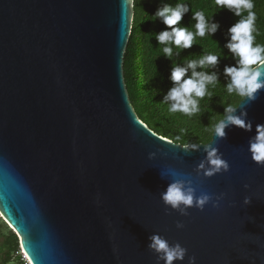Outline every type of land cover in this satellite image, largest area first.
<instances>
[{
    "label": "water",
    "instance_id": "95a60500",
    "mask_svg": "<svg viewBox=\"0 0 264 264\" xmlns=\"http://www.w3.org/2000/svg\"><path fill=\"white\" fill-rule=\"evenodd\" d=\"M132 19V0H0L1 220L31 264H157L154 234L187 249L182 264H264V166L248 145L264 89L235 107L252 132L194 149L162 138L124 84ZM212 151L228 170L207 176ZM173 179L212 200L166 207Z\"/></svg>",
    "mask_w": 264,
    "mask_h": 264
},
{
    "label": "clouds",
    "instance_id": "9594fccd",
    "mask_svg": "<svg viewBox=\"0 0 264 264\" xmlns=\"http://www.w3.org/2000/svg\"><path fill=\"white\" fill-rule=\"evenodd\" d=\"M215 4L227 9L233 16L241 17L228 29V39L224 48L231 53L235 63L226 65L223 72L228 78L227 92L236 93L245 98L248 103H252L257 99L260 90L264 89V44L255 43L253 33L256 31V13L253 11V0H215ZM244 12H247L246 17L242 15ZM188 13L189 6L179 2L174 6L164 4L154 13V17L165 26L164 30L156 34V40L158 44L164 45L162 51L167 58L173 55V48L170 45H174L178 50L189 49L193 46L195 37H204L206 34L214 36L220 29L219 22L209 21L203 11H196L192 15V19L196 21L195 32L190 31L187 26L180 24ZM176 54L179 55V51ZM220 58L219 54H206L198 59L187 60L183 65L172 66L169 79L173 86L167 91L162 101L169 105L170 112L192 116L199 111V99L207 94L208 85H215L218 80L215 72L203 69L214 68ZM197 68L202 70L196 71ZM189 71L191 75H188ZM235 111L236 108L231 106L225 108V118L214 128L216 137H224V130L229 126H235L245 132L253 131L252 122L246 120V112L234 115ZM248 145L252 161L258 166H264V124L255 126V134L249 138ZM197 146L190 145L193 149ZM208 157L211 167L206 172L207 176H212L221 170H228L227 162L217 156L215 151L208 153ZM149 158H152V154ZM176 175L177 173L172 169L161 173L162 177ZM160 198L166 207L177 210L182 215H187L186 210L193 206L203 210L212 200L208 194L196 196L194 190L180 179H173L161 193ZM249 203L250 199L245 197L243 204L247 206ZM182 227V224H177V228ZM149 239L148 248L156 255L157 264L160 261L164 264H174V262L182 264L187 255L186 248L179 243L169 244L167 240L156 234ZM29 264H31L30 261ZM188 264H196V258L190 256Z\"/></svg>",
    "mask_w": 264,
    "mask_h": 264
},
{
    "label": "trees",
    "instance_id": "16d2710c",
    "mask_svg": "<svg viewBox=\"0 0 264 264\" xmlns=\"http://www.w3.org/2000/svg\"><path fill=\"white\" fill-rule=\"evenodd\" d=\"M178 2L189 6V13L180 22L188 30L195 32L196 21L192 15L196 11H203L209 21L219 22L220 29L214 36L206 34L204 37H195L189 49L178 50L170 45L173 55L167 58L162 51L164 45L158 44L156 40V34L164 30L165 26L154 17V13L164 4L174 6ZM253 3V11L256 13V31L253 33L255 43L264 44V0H253ZM132 9L131 33L123 59V77L135 114L151 131L173 143L182 146L208 143L215 126L226 115L225 108H235L243 98L227 92L228 78L223 72L226 65L235 63L231 53L224 48L228 29L241 17L233 16L227 9L218 7L215 0H132ZM242 15L246 17L247 12ZM206 54H219L221 57L214 68L203 69L215 72L217 83L208 85L207 94L199 99L197 113L187 116L180 112H170L169 105L162 101L173 86L169 79L172 66L183 65L187 60L198 59ZM188 75H191V71ZM18 251L15 234L0 220V264H22L15 257Z\"/></svg>",
    "mask_w": 264,
    "mask_h": 264
},
{
    "label": "built area",
    "instance_id": "2783aa9c",
    "mask_svg": "<svg viewBox=\"0 0 264 264\" xmlns=\"http://www.w3.org/2000/svg\"><path fill=\"white\" fill-rule=\"evenodd\" d=\"M20 256L21 258L19 259V262L22 264H29L26 256L24 255V253L22 251H20Z\"/></svg>",
    "mask_w": 264,
    "mask_h": 264
},
{
    "label": "rangeland",
    "instance_id": "374dc122",
    "mask_svg": "<svg viewBox=\"0 0 264 264\" xmlns=\"http://www.w3.org/2000/svg\"><path fill=\"white\" fill-rule=\"evenodd\" d=\"M2 218H1V216H0V220H1ZM8 227V226H7ZM8 229H10V227H8ZM18 247H19V251H18V253L15 255V257L16 258H18V260L21 258V256H20V251H21V249H20V246H19V242H18Z\"/></svg>",
    "mask_w": 264,
    "mask_h": 264
}]
</instances>
